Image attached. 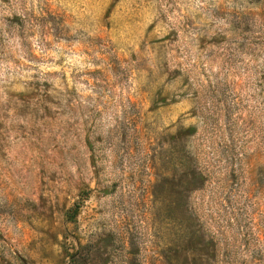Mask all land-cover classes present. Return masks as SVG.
Instances as JSON below:
<instances>
[{
    "label": "rangeland",
    "instance_id": "rangeland-1",
    "mask_svg": "<svg viewBox=\"0 0 264 264\" xmlns=\"http://www.w3.org/2000/svg\"><path fill=\"white\" fill-rule=\"evenodd\" d=\"M0 264H264V0H0Z\"/></svg>",
    "mask_w": 264,
    "mask_h": 264
}]
</instances>
